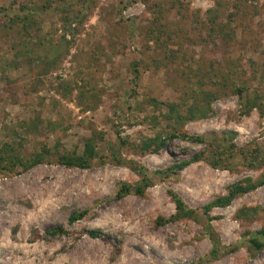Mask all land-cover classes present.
Wrapping results in <instances>:
<instances>
[{
  "label": "rangeland",
  "instance_id": "1",
  "mask_svg": "<svg viewBox=\"0 0 264 264\" xmlns=\"http://www.w3.org/2000/svg\"><path fill=\"white\" fill-rule=\"evenodd\" d=\"M14 1L32 0H0V8ZM88 10L70 29L59 11L41 14V34L59 50L22 59L0 74V150L14 146L24 160L45 154L27 169L18 164L0 174V264H264V247L250 243L251 233L264 226V184L212 210L217 245L203 210L231 184L259 178L264 165L232 170L199 160L166 176L158 171L205 144L179 137L160 152L138 150L175 125L166 105L155 108L148 98L181 101L186 83L214 89L207 79L212 63L233 68L232 77L249 85L250 58L264 72V0H90ZM157 26L164 30L159 38ZM6 30L0 28V63L15 56L16 38ZM211 106L212 115L186 121L184 130L207 140L234 131L238 146L264 147V117L256 108L243 114L238 94L229 91ZM91 136L98 155L89 167L59 161L66 152L81 153ZM138 164L152 184L142 195L118 196L123 183L141 180L132 168ZM170 191L195 209L193 217L159 221L176 212ZM258 205L252 219L237 217L241 207ZM80 210L85 216L70 222ZM58 226L65 232L48 234ZM91 230L102 234L94 237Z\"/></svg>",
  "mask_w": 264,
  "mask_h": 264
},
{
  "label": "trees",
  "instance_id": "2",
  "mask_svg": "<svg viewBox=\"0 0 264 264\" xmlns=\"http://www.w3.org/2000/svg\"><path fill=\"white\" fill-rule=\"evenodd\" d=\"M90 0H32L31 3L14 1V3L8 8H0V22L3 19V24H0V28L9 29L6 32L14 34L15 40L10 47V53H14L15 56L4 59L0 63V74L5 72L9 67L15 66L18 61L29 60L36 58H44L48 56L49 52H56L57 43L50 40L46 35L41 34L43 27V16L41 14H47L49 11H59L62 15L60 20L65 28H71L72 24H82L84 20L89 16ZM80 7L77 9V6ZM82 7V8H81ZM214 22L211 28L214 29ZM76 26V25H75ZM160 26V25H159ZM77 30V29H76ZM156 36H160L158 31H164L161 28H154ZM45 34V33H44ZM18 37V38H17ZM62 38L69 41L66 35L63 34ZM53 42V43H52ZM48 51V52H47ZM250 71L252 77V83L249 85L248 81L243 79L241 83L235 80L234 71L219 70L215 64L210 65L212 68L211 74L207 76V79L211 80V85L214 89H206L204 86L199 85V82L195 86H187L183 91L185 93L181 96V101H171L162 103L156 97L148 98V102L154 105L155 108H161L162 104L166 105L168 112L166 117L175 125L172 130H167L165 134L158 133L154 137H149L140 143L138 150L140 153L146 151L160 152V150L166 146L169 139L172 138H186L196 142H202L205 147L200 152L193 155L190 159L174 162L170 167L164 170L158 171L161 174L170 176L183 170L186 166L199 160H205L214 168H228L235 170L239 166L258 168L264 165V147L263 145L254 142L255 146L240 147L234 141L236 133L234 131H222L221 134L212 133L210 140H207L202 135H191L183 128L186 121L196 118L209 117L214 113L212 108V102L223 94L233 91L238 94L242 113L249 115L254 108L259 111L261 117H264V72H260L256 65V61L250 58ZM15 61V62H14ZM233 61V66L236 62ZM244 66V60L241 63ZM240 65V66H241ZM237 67V65H236ZM218 71H217V70ZM220 71V72H219ZM5 74V73H3ZM239 76V75H238ZM241 75L239 76V78ZM3 77L0 76V79ZM189 78H191L189 76ZM242 78V77H241ZM259 83L256 87L255 83ZM86 96L87 93L85 92ZM214 135V136H213ZM95 137L91 136L86 139L84 149L81 153L77 151H69L59 156V161L67 166H78L80 168L89 167L91 161L98 155L97 144ZM264 144V143H263ZM45 159V154L38 153L36 156L29 160H24L20 154H17L15 147L9 144L5 145L0 150V174L3 172H13L17 165L20 164L27 169L33 164L41 162ZM133 169H138L142 174V178L138 183L129 184L123 183L118 192V196H125L131 192L137 194H144L146 188L152 184V179L145 173V168L142 165H132ZM264 184V174L259 178L254 179L252 177H246L231 184L227 192L217 196L215 199L207 203L204 207V214L207 216L208 233L211 236L214 244L219 243V239H213V231L210 230V224L213 219H217L218 216L211 215L212 210L215 207L229 206L234 199L240 195L250 192L257 187ZM172 199L176 204V212L169 218L160 217V222L177 221L183 218H190L195 215V209L187 206L184 200L174 191H170ZM261 210V206H243L237 212V217L242 219H252L255 214ZM87 210L74 211L70 217V222H75L85 216ZM210 227V228H209ZM65 230L62 226H58L48 230V234L57 235L64 233ZM90 234L94 237L100 236L102 233L99 230H91ZM250 238L251 246L256 250H261L264 247V226L261 229L252 232ZM215 249V247H214ZM212 250V255L215 256L216 250ZM196 264V263H194Z\"/></svg>",
  "mask_w": 264,
  "mask_h": 264
}]
</instances>
